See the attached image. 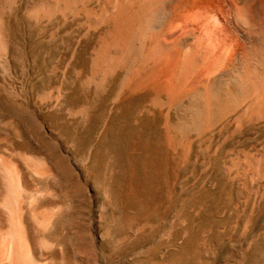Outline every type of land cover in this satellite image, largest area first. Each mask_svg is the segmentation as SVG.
<instances>
[{"label":"rangeland","instance_id":"374dc122","mask_svg":"<svg viewBox=\"0 0 264 264\" xmlns=\"http://www.w3.org/2000/svg\"><path fill=\"white\" fill-rule=\"evenodd\" d=\"M123 2L0 0V264H264V115L156 101L199 61L170 24L117 55Z\"/></svg>","mask_w":264,"mask_h":264},{"label":"bare ground","instance_id":"6f19581e","mask_svg":"<svg viewBox=\"0 0 264 264\" xmlns=\"http://www.w3.org/2000/svg\"><path fill=\"white\" fill-rule=\"evenodd\" d=\"M170 1L124 0L114 4L111 16L116 29L110 40L112 49L118 55L125 45H133L142 28L146 42L153 31L158 35L170 24L168 38L192 51L199 66L192 80L178 86L166 79V74L151 81L157 92L156 101L164 98L169 108L187 111L192 120L201 124L242 105L247 107L244 116H263L264 0H184L182 8H173ZM30 11L33 16L38 11L47 16L52 7L41 6L39 10L35 7ZM210 14H218L221 18L215 37L211 32H208L211 35L203 34L216 28L213 21L206 20ZM117 59L114 62H120ZM166 80L169 82L165 83Z\"/></svg>","mask_w":264,"mask_h":264}]
</instances>
